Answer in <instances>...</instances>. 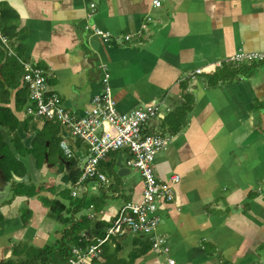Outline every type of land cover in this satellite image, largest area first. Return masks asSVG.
<instances>
[{
  "label": "crops",
  "instance_id": "crops-1",
  "mask_svg": "<svg viewBox=\"0 0 264 264\" xmlns=\"http://www.w3.org/2000/svg\"><path fill=\"white\" fill-rule=\"evenodd\" d=\"M160 1L0 0L2 22L13 26L11 37L0 28L6 42L0 40L6 55L44 71L48 89L75 117L103 90L104 73L119 112L158 104L160 115L144 128L168 138L154 160L157 178L173 186L172 201L155 212V234L165 244L157 250L143 235L111 234L87 264H169L170 258L173 264H264V60H232L237 52L264 53V0ZM16 90L9 106L21 122L18 134L30 142L25 111L15 108ZM1 133L7 139L9 133ZM74 142L81 162L87 150ZM130 154L110 152L99 163L106 180L83 185L82 194L98 198L85 229L98 223L102 232L106 224L105 235L122 206L140 200L142 177L127 164ZM19 157L30 173L29 159ZM46 161L45 170L51 167ZM58 175L48 180L51 188L72 189L70 169L63 164ZM43 193L0 201V262L13 256L15 244L43 247L61 234L55 232L61 220L43 204ZM76 210L73 219L85 221ZM53 256L47 264L67 260Z\"/></svg>",
  "mask_w": 264,
  "mask_h": 264
},
{
  "label": "built area",
  "instance_id": "built-area-1",
  "mask_svg": "<svg viewBox=\"0 0 264 264\" xmlns=\"http://www.w3.org/2000/svg\"><path fill=\"white\" fill-rule=\"evenodd\" d=\"M159 6L160 0H153ZM94 32L104 38L107 32L94 29ZM2 42L5 37L0 33ZM233 61H262L264 53L237 52L232 56ZM24 73L21 78V86H26L30 93L24 111L28 114L42 116L46 119H56L66 125L72 137H77L86 146V154L79 162L80 170L76 180L71 185L72 194L76 195L85 190L82 188L89 180L103 182L106 176L101 172L99 163L105 160L112 151L128 149L131 153L127 164L136 168L143 182L141 197L139 201H129L122 206L113 224L108 228L106 234L94 244H88L85 250L80 246L71 249V255L65 264H87L89 260L102 253V245L111 234H122L125 231L140 234L150 239L153 248L160 249L165 244L163 237L155 234L157 225V212L159 205L171 202L173 199V186L169 181L157 178L154 171V160L158 152L166 148L168 138L160 133L148 132L144 126L148 119L159 113L158 104H150L136 107L127 112H119L111 95V90L106 85L107 74L104 73L102 82L103 90L92 98V101L84 115L75 117L62 103L61 98L48 89L44 71L32 66L27 62H21ZM197 73L201 72L198 68ZM30 96V97H29ZM31 100L36 105L31 107ZM67 155H71L65 140L60 141ZM177 176H172L171 181H177ZM165 248V247H164ZM169 264L174 259L168 260Z\"/></svg>",
  "mask_w": 264,
  "mask_h": 264
},
{
  "label": "trees",
  "instance_id": "trees-1",
  "mask_svg": "<svg viewBox=\"0 0 264 264\" xmlns=\"http://www.w3.org/2000/svg\"><path fill=\"white\" fill-rule=\"evenodd\" d=\"M4 12H2L0 14V17L2 19H0L1 23H0V28H1V32L2 34L11 37V29L13 28V26L8 25L7 23L2 22L3 21V15ZM6 47L5 45L1 42L0 40V81L3 82V80L5 81V79L3 78V73L4 71L2 70L3 67L5 66L7 68L6 73L8 74V76L11 78L10 83H14V85H11L10 83H7V88H9V90L4 91L3 96L0 95V125L3 126L4 128L7 129L9 136L11 137V141L14 144V147L16 148L18 155H21L20 150L25 151L26 154H29L31 152V149L33 148L32 145V141H23L22 137H20V135L17 133V129L19 127V119L17 118V116L14 114L12 108L9 106L10 103V98H11V89H17L15 94H14V100H15V108L17 110H19V108L17 107V104H26L27 103V99H28V95H27V89L26 86H20V77L22 76V74L24 73V68L21 64H19L15 59L14 61H10L7 63V58L4 61L5 57L8 56L6 55ZM249 63V62H247ZM252 63V62H250ZM6 64V65H5ZM246 67L248 66V68L250 67L251 64H245ZM14 66V69H13ZM16 68V69H15ZM18 75V77H17ZM17 77V78H16ZM1 85V84H0ZM3 85H1L2 87ZM21 90H24L22 94H20ZM24 129H25V125H24ZM80 140V139H79ZM76 143V142H74ZM48 146V145H46ZM0 154L3 155V159L1 162V167L3 168V171L5 172V177L8 178L10 177V175L12 173L17 174L19 176H23L24 172L26 171V168L24 166V164L19 160L16 159V154H14L10 149H9V145L8 143L4 140L2 133L0 131ZM17 160V162L15 161ZM38 161V159H35V163ZM68 161V166L70 169V180L71 181H75L77 175L79 174V170H80V166H79V160H78V156L77 157H73L72 159H67ZM18 162H20V166L19 169L21 170L22 168V172L21 171H17L16 166H18ZM14 167H13V166ZM32 185H34L31 182ZM31 185H27L24 182H18L15 187H13L14 189V195H26V196H34L36 195L39 190H43V186L39 187L37 190ZM41 200L43 202L44 205L49 206L51 211L55 214H57V218L61 220V222L64 225H67V227H65V230L63 232L62 235H60V237L55 238L54 241L46 244L43 247H27L26 245H19V244H15V246H13V256L3 260L2 262H0V264H47L49 261H51V258L53 256V254L55 253V251L57 252V250L59 249H63V247L61 246L62 244H64V237L68 234V237L70 238L69 235H72L76 232H78V237H75V240L73 242L76 243H81L83 241L84 238H90L92 236V230L90 229V226H88V229L84 228L85 223L89 222L90 219H88L85 215H84V219L85 221H75L73 219V217L71 216V212H74L75 209H80L77 206L73 207V208H69L67 209L66 205L59 199V198H47L45 196L41 197ZM29 211V210H28ZM63 212H67V214H69V216H62ZM25 213H29L26 212ZM1 218V217H0ZM99 230V224L97 223L95 232H98ZM108 240V239H107ZM106 240V241H107ZM105 241V243H106ZM60 244V245H59ZM104 244V243H103ZM88 245V244H87ZM86 245V246H87ZM152 245V244H151ZM79 246V245H77ZM103 246V245H102ZM73 246H68V248L71 250ZM81 247V246H80ZM23 252H26V256L25 258L21 257V254H23ZM69 252H65L64 257H69L68 256ZM66 258V259H67Z\"/></svg>",
  "mask_w": 264,
  "mask_h": 264
},
{
  "label": "rangeland",
  "instance_id": "rangeland-1",
  "mask_svg": "<svg viewBox=\"0 0 264 264\" xmlns=\"http://www.w3.org/2000/svg\"><path fill=\"white\" fill-rule=\"evenodd\" d=\"M6 58H7V63L10 61L12 62L15 59L13 56H6ZM13 69H14V66H13ZM2 70L4 71L3 78L5 79V81L4 80H3V82L0 81V84L3 85L2 87L0 85V95L1 96H3L4 91L9 90V88H7L6 85H7V83H10V80H11V78L6 73L7 68L4 66ZM17 77H18V75H17ZM11 85H14V83H12ZM20 85H21V83H20ZM26 89H27V91H26L27 95H29L30 90L27 87H26ZM23 91L24 90H21L20 94H22ZM21 103L17 104V107L20 110H24L25 104L24 103L21 104ZM31 103H32L31 107L36 105L34 101L32 102V100H31ZM22 122H23V125H25V132L33 137V139H32L33 148L31 149V152L29 154H26V152L23 150L22 151L20 150L21 155H18V153H16V152H13V153L16 154V156H15L16 159L18 161L20 160L23 164L25 161L23 162V160L19 156H21L22 158L27 157V159H29V162H31L32 170L30 169L31 170L30 173H31L32 178L33 177L35 178V181L33 183L34 185L31 184L29 179L27 180V182L29 181V183H25V184L31 185L33 187L35 186L34 188L36 190L38 189V187L43 186V190L39 191V193L41 191L44 192L43 193L44 195H42V196H46L45 195L46 191L50 192L52 194H55L56 198H59L66 205L67 209L79 206L78 208H81V209L76 210V211H78V214H84L86 216L87 211L89 210L90 203L94 204L97 202V199H98L96 196L92 195L91 191L88 193L82 194L80 192V189H79L78 195L72 196V189H70L69 186H66L65 184H60L58 186V188H51V186H52L51 182L48 181L50 179H57V176H59L58 173H60V171L62 169V165H63L62 164L63 162L60 159H63V158L72 159L74 157L75 150L72 147L73 141H75L77 144H79V146H81V149L83 151L86 150V148L84 147L85 145L77 137H72L70 135L69 128L66 125L61 124L56 119H46V121H44L42 116H37L34 114L31 115V114L25 113ZM20 123L21 122H19V124ZM0 129L5 131V133L6 132L8 133L7 129L1 125H0ZM17 133H18V130H17ZM7 136H8L7 138L11 139V137L8 134H7ZM3 138H4V135H3ZM62 139H66V141H67L69 150L71 151L70 156L65 153L64 149L62 148V146L60 144V141ZM4 140H5V138H4ZM46 145H48V146H46ZM45 154H47L46 164H48L49 166L51 165V167H48L47 170H45L43 167L44 163H45L44 162L45 161ZM112 155H113V153H112ZM35 159H38V161L35 163V166L39 169H37L33 164ZM17 160H15V161L17 162ZM78 160L80 161L79 158H78ZM19 167H21L20 162H18V166H16L18 172L22 170V168L20 170ZM105 172H106V174H108L107 170ZM11 181L14 184V187L18 183V182H15L13 179H11ZM9 188L10 187L8 185L5 188L6 191L4 193H0V201L8 202L10 199H12V197L14 195H13V192H11ZM35 196L37 198H39L37 195H35ZM115 201H116V203H119V198H116ZM24 205H26L25 202L22 204V206H24ZM53 214L57 218V214H55V213H53ZM65 214H67V213L63 212L62 216L65 217ZM21 220L25 223L27 219L21 218ZM59 222L57 224L55 223L56 224L55 232L56 231L61 232L60 235H62L64 230H65V225L61 221H59ZM87 226H89V224ZM90 229L92 230V226L90 227ZM105 230H106V224L103 225L102 232H95L92 230V237L84 238L81 243L74 242V245H79V246H81L82 250H85L87 244H94L100 238H102L104 236L103 233H105ZM68 234L69 233H67V235L64 237V240H65L64 244L61 245L63 247V249H59V250H57V252L55 251L56 256H58L59 258H63L62 263H64L66 258H67V257H64V254L66 251L69 252L68 256L71 255V250L68 248V246H71L73 244V241L75 240V237L78 235V232H76L72 235H69L70 238L68 237ZM60 235H59V237H60ZM51 237H52V235H51ZM107 245H108V243H107ZM52 257H54V256H52ZM95 261L96 260H94V264H96Z\"/></svg>",
  "mask_w": 264,
  "mask_h": 264
},
{
  "label": "flooded vegetation",
  "instance_id": "flooded-vegetation-1",
  "mask_svg": "<svg viewBox=\"0 0 264 264\" xmlns=\"http://www.w3.org/2000/svg\"><path fill=\"white\" fill-rule=\"evenodd\" d=\"M3 136V135H2ZM8 139V138H7ZM6 140V139H5ZM8 143V142H7ZM10 149V148H9ZM11 150V149H10ZM12 151V150H11ZM13 152V151H12ZM61 157V156H60ZM2 159H3V155L2 154H0V170L2 171V174H3V181L2 182H0V187H1V189H3V188H6L8 185H9V189H10V191L11 192H13L14 193V189H13V187H14V184L12 183V181H11V179H13L15 182H24V183H28L27 182V180L29 179L30 180V182H31V180H32V176H31V173H28V168H27V166H26V163L24 162V166H25V168H26V171L24 172V175L23 176H19V175H17V174H14V173H12L11 175H10V177L8 178V180H7V177H5V172L3 171V168L1 167V162H2ZM61 160V159H60ZM63 160L64 161H67L65 158H63ZM35 161V160H34Z\"/></svg>",
  "mask_w": 264,
  "mask_h": 264
},
{
  "label": "water",
  "instance_id": "water-1",
  "mask_svg": "<svg viewBox=\"0 0 264 264\" xmlns=\"http://www.w3.org/2000/svg\"><path fill=\"white\" fill-rule=\"evenodd\" d=\"M45 159H47V154H45ZM61 161L63 162L65 169H69L68 161H64L63 159H61ZM2 181H3V174L2 171L0 170V182ZM93 226H95V221L93 222Z\"/></svg>",
  "mask_w": 264,
  "mask_h": 264
},
{
  "label": "clouds",
  "instance_id": "clouds-1",
  "mask_svg": "<svg viewBox=\"0 0 264 264\" xmlns=\"http://www.w3.org/2000/svg\"><path fill=\"white\" fill-rule=\"evenodd\" d=\"M77 176H78V175H77ZM76 178H77V177H76ZM75 180H76V179H75ZM73 182H74V181H72V183H73ZM77 194H78V192H77ZM77 194H76V195H77ZM72 195H73V194H72Z\"/></svg>",
  "mask_w": 264,
  "mask_h": 264
}]
</instances>
